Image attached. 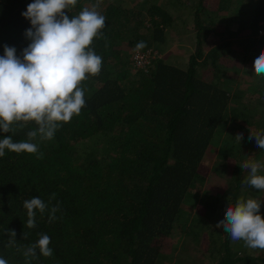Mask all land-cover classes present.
Listing matches in <instances>:
<instances>
[{
  "label": "trees",
  "instance_id": "1",
  "mask_svg": "<svg viewBox=\"0 0 264 264\" xmlns=\"http://www.w3.org/2000/svg\"><path fill=\"white\" fill-rule=\"evenodd\" d=\"M172 1L169 9L155 0H101L105 27L92 48L102 68L81 84L91 90L84 89L80 114L51 140L31 141L42 158L7 149L0 157V258L7 264H26L22 250L38 234L50 237L53 255L37 250L30 264H166L164 250L178 251L172 243L181 232L202 250L198 264H264V250L216 226L240 198L261 201L264 216V191L245 184L248 170L240 167L255 161L264 175V150L248 138L250 130L264 134V76L253 67L264 49V0H252L249 21L234 15L235 0ZM31 2L0 0V55L8 45L19 56L30 43L21 13ZM95 2L77 0L68 14ZM183 8L194 32L181 53L187 61L158 49L146 68H134L138 42L146 44L140 50L169 47ZM36 127L0 132V139L25 141ZM53 193L57 219L49 223V212L37 210L36 227L27 228L23 202L48 204ZM7 230L16 233L14 247L6 246Z\"/></svg>",
  "mask_w": 264,
  "mask_h": 264
},
{
  "label": "clouds",
  "instance_id": "2",
  "mask_svg": "<svg viewBox=\"0 0 264 264\" xmlns=\"http://www.w3.org/2000/svg\"><path fill=\"white\" fill-rule=\"evenodd\" d=\"M100 3L101 0H96L90 8L84 7L77 15L69 16L77 0H32L21 13L31 24L24 33L30 43L19 56L16 48L8 45H4V54L0 55V132L15 133L17 128L33 122L37 127L27 132L25 141L14 142L11 135L0 139V157L7 149L42 158L38 145L31 141L37 136L41 140H51L63 123L80 114L85 106L81 84L89 76L99 75L102 68V57L92 48L94 39L103 36L105 27L106 18L97 10ZM144 47L143 41L136 45L137 51ZM253 67L257 76H264V49L256 54ZM242 138V133L236 135L238 141ZM248 138H254L256 146L264 150V134L250 130ZM240 167L248 170L244 183L264 191V175L258 174L261 165L245 161ZM54 198L55 193L51 194L48 204L39 197L23 202L27 210V228L36 227L37 210L41 214L49 212V223L57 219L59 202L49 206ZM260 208L261 201L240 198L234 205L229 204L216 226L222 227L232 241H243L248 248L264 250V216ZM7 234L6 246L14 247L15 231L7 230ZM38 236L22 250L26 264L38 258L37 250L44 257L53 255L50 237L47 234ZM0 264H7V261L0 258Z\"/></svg>",
  "mask_w": 264,
  "mask_h": 264
},
{
  "label": "rangeland",
  "instance_id": "3",
  "mask_svg": "<svg viewBox=\"0 0 264 264\" xmlns=\"http://www.w3.org/2000/svg\"><path fill=\"white\" fill-rule=\"evenodd\" d=\"M85 1V0H82ZM159 3H164L165 7L171 9L173 8V1L172 0H155ZM108 0H106V3ZM236 4L234 5L233 12L234 15L238 14L239 20L249 21V18L252 16V0H235ZM219 4V3H218ZM178 18L175 20L177 23L176 27L173 28V33L170 35L173 38V42L166 48V50L160 49L159 47H155L154 50L160 51L161 55L166 56L168 55L170 61L174 62H186L187 57L182 56L181 53L185 51H189L187 48H191L193 46V35L194 32L191 28H193V20L188 19L189 14L186 13V9L183 8L177 12ZM187 24L189 25L187 27ZM182 28H186V30H182ZM152 49V48H150ZM187 49V50H186ZM136 66H134L135 68ZM210 75V73H208ZM91 87L86 85L84 89L90 92ZM207 183H205L206 185ZM204 185V187H206ZM195 190H200V188H195ZM188 210V209H187ZM186 216V215H185ZM187 217L190 218V214L187 212ZM212 222H215L212 220ZM209 226V225H206ZM196 243V240L191 235H184L182 232L175 235L173 239L174 245L178 246L179 254H176V251H171L169 248H166L164 251L168 255L164 262L166 264H198L200 259L199 256L201 255L202 250L193 248V245ZM193 244V245H192Z\"/></svg>",
  "mask_w": 264,
  "mask_h": 264
},
{
  "label": "built area",
  "instance_id": "4",
  "mask_svg": "<svg viewBox=\"0 0 264 264\" xmlns=\"http://www.w3.org/2000/svg\"><path fill=\"white\" fill-rule=\"evenodd\" d=\"M157 52L158 51L150 49V48L147 50L136 51L134 54V57H135L134 65L136 66V68H140V67L146 68L150 60L157 56Z\"/></svg>",
  "mask_w": 264,
  "mask_h": 264
},
{
  "label": "crops",
  "instance_id": "5",
  "mask_svg": "<svg viewBox=\"0 0 264 264\" xmlns=\"http://www.w3.org/2000/svg\"><path fill=\"white\" fill-rule=\"evenodd\" d=\"M193 38H194V35H193Z\"/></svg>",
  "mask_w": 264,
  "mask_h": 264
}]
</instances>
